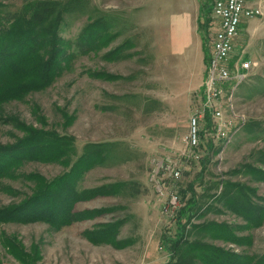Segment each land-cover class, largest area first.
<instances>
[{"label": "rangeland", "instance_id": "rangeland-1", "mask_svg": "<svg viewBox=\"0 0 264 264\" xmlns=\"http://www.w3.org/2000/svg\"><path fill=\"white\" fill-rule=\"evenodd\" d=\"M200 1L207 5L205 1L211 0ZM24 2L13 0L11 5L18 8ZM84 2L89 3V8H83L84 13L70 19L62 35L75 39L94 18L105 24L102 31L108 32L110 45L96 54L78 58L72 70L51 88L31 94L25 102L8 104L5 111L40 128L33 110L36 104L49 129L75 138L80 155L88 145H102L104 160L85 175L81 189L115 183L127 185L120 195L98 197L77 205L80 211L116 209L96 219L59 232L46 223L4 225L1 230L18 235L27 249L39 246L42 256L39 264H166L169 256L161 249V242L165 235L171 236L176 231V213H166L167 206L174 195L181 201V191L190 184H194L199 198L204 197L201 203H206L202 209L204 216L193 221L194 224L213 221L246 227L243 217L209 196L221 193L225 183H240L254 189L258 197L254 203L264 206V176L257 178L246 169L252 166L264 172V1L263 15L244 20L236 41V59L250 61L251 68L243 82L224 86L227 96L222 104L229 91L235 89L234 109L245 119V125L227 145L210 137L215 147L212 152L206 149L193 152L186 144L189 121L202 108L203 95L191 75H182L184 65L189 63L184 62L187 55L180 52L182 48L187 50L189 40L176 34L158 38L153 25L160 11L166 12L174 0ZM216 31L214 24L206 42L208 52ZM119 48L121 52L112 61L105 58L108 52ZM94 73L104 77L94 78ZM105 75L113 79L107 80ZM62 111L73 118L71 123L66 124ZM20 136L22 133L12 126L0 125L3 143H12ZM173 169L180 171L179 179L172 177ZM23 171L52 179L64 169L55 164L28 163ZM13 185L29 193L23 183ZM18 200L0 191V206ZM210 204L214 206L211 211ZM117 220H125L117 238L123 247L95 244L86 236L98 224ZM249 225V229L238 233L249 238L243 247L211 242L227 251L262 257L264 214L260 226ZM0 258L4 264H20L6 253L1 243Z\"/></svg>", "mask_w": 264, "mask_h": 264}, {"label": "trees", "instance_id": "trees-1", "mask_svg": "<svg viewBox=\"0 0 264 264\" xmlns=\"http://www.w3.org/2000/svg\"><path fill=\"white\" fill-rule=\"evenodd\" d=\"M12 1L0 0V125L12 126L22 136L16 137L12 143H3L0 139V191L20 200L0 206V243L6 253L20 264H39L42 260L39 246L32 245L27 249L18 235L8 234L1 230V226L46 223L59 232L76 223L116 211L113 207L80 211L77 205L98 197L120 195L127 184L81 189L80 183L85 175L104 160L102 145H88L80 155L75 138L49 129L46 117L36 104H33V110L40 128L5 111L8 104L25 102L31 94L51 88L72 70L78 58L107 48L111 41L108 32L102 31L105 24L90 19L75 39H66L62 33L69 26L70 19L84 13L89 3L84 0H25L15 8L11 5ZM210 3L202 6L201 11L200 29L206 42L212 24ZM206 42V59L209 61ZM120 49L108 52L105 58L112 61L113 56L121 52ZM92 77L104 75L94 73ZM62 114L66 124L71 123L73 118L64 111ZM205 149L212 152L215 147L210 141ZM28 163L60 165L64 171L48 179L37 172L23 171ZM246 169L257 178L264 176L263 171L252 166ZM204 171L205 168L202 173ZM17 182L23 183L29 193L16 188L13 183ZM217 185L215 189L218 190ZM181 193L180 208L176 212V231L171 236L165 235L161 242V249L169 256L166 264H264V256L241 255L211 242L223 241L240 247L246 245L249 238L238 233L249 229V224L260 226L264 214V206L254 203V198H258L254 189L240 183H225L221 193L209 196L217 204L243 217L247 221L246 227H232L213 221L194 224L193 221L204 216L202 209L206 203L200 201L204 197L199 198L194 184ZM213 209V204H210V211ZM124 223L125 220H117L98 224L92 231H87L86 236L95 244H112L121 248L123 244L117 238ZM0 264H4L1 258Z\"/></svg>", "mask_w": 264, "mask_h": 264}, {"label": "built area", "instance_id": "built-area-1", "mask_svg": "<svg viewBox=\"0 0 264 264\" xmlns=\"http://www.w3.org/2000/svg\"><path fill=\"white\" fill-rule=\"evenodd\" d=\"M263 0H216L213 17L217 21V32L210 44L209 61L202 91V108L189 121L186 144L195 152L205 150L213 141L229 144L232 137L245 125V119L236 113L232 101L235 89L229 91L222 104L230 82H243L251 68V62L236 59V41L244 20L261 17ZM209 116V117H208ZM209 118V119H208ZM211 138V139H212ZM173 178L181 177L180 171L172 170ZM180 208L179 197L174 195L168 203L166 213L174 214Z\"/></svg>", "mask_w": 264, "mask_h": 264}, {"label": "crops", "instance_id": "crops-1", "mask_svg": "<svg viewBox=\"0 0 264 264\" xmlns=\"http://www.w3.org/2000/svg\"><path fill=\"white\" fill-rule=\"evenodd\" d=\"M215 1L211 3V30L214 28V24L217 27V21L212 13ZM263 1L260 3L261 7ZM173 3L168 5L172 7H169L168 10L165 9L166 12L160 11V15H157V18L154 19L153 25L158 38H164L168 35L174 36L176 34L189 40L187 50L182 48V52H180L184 53L183 55H187L185 57L187 60H184V62L189 63L184 65L182 75L184 77L191 75L192 79L197 82L199 91H201L208 62L205 49L206 41L200 29L202 23L201 11L204 3L202 4L200 0H174Z\"/></svg>", "mask_w": 264, "mask_h": 264}]
</instances>
